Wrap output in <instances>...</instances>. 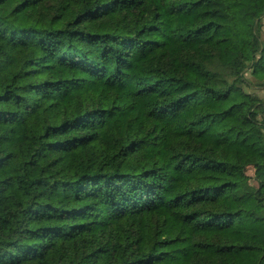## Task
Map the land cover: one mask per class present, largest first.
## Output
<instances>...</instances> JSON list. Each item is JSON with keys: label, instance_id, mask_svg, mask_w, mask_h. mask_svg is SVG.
Listing matches in <instances>:
<instances>
[{"label": "trees", "instance_id": "16d2710c", "mask_svg": "<svg viewBox=\"0 0 264 264\" xmlns=\"http://www.w3.org/2000/svg\"><path fill=\"white\" fill-rule=\"evenodd\" d=\"M263 25L264 0H0V264H264Z\"/></svg>", "mask_w": 264, "mask_h": 264}, {"label": "rangeland", "instance_id": "374dc122", "mask_svg": "<svg viewBox=\"0 0 264 264\" xmlns=\"http://www.w3.org/2000/svg\"><path fill=\"white\" fill-rule=\"evenodd\" d=\"M261 39L264 41V25L262 28ZM247 75H248L249 79L254 83V78L251 76V74L248 72ZM249 90L258 93L259 95H261L262 98H264V89L253 88V89H249ZM253 171H254L253 169H251V168L249 169L250 174H253Z\"/></svg>", "mask_w": 264, "mask_h": 264}]
</instances>
